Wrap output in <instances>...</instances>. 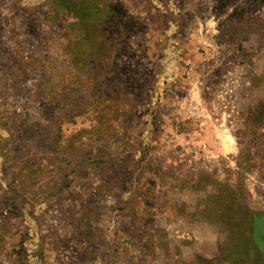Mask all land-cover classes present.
<instances>
[{
	"label": "rangeland",
	"instance_id": "1",
	"mask_svg": "<svg viewBox=\"0 0 264 264\" xmlns=\"http://www.w3.org/2000/svg\"><path fill=\"white\" fill-rule=\"evenodd\" d=\"M0 264H264V0H0Z\"/></svg>",
	"mask_w": 264,
	"mask_h": 264
}]
</instances>
